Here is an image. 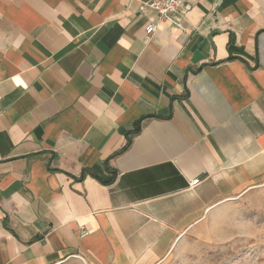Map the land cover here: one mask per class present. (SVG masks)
Wrapping results in <instances>:
<instances>
[{
    "label": "crops",
    "instance_id": "0c3cea01",
    "mask_svg": "<svg viewBox=\"0 0 264 264\" xmlns=\"http://www.w3.org/2000/svg\"><path fill=\"white\" fill-rule=\"evenodd\" d=\"M145 1L0 0V264H164L262 185L264 0Z\"/></svg>",
    "mask_w": 264,
    "mask_h": 264
},
{
    "label": "rangeland",
    "instance_id": "374dc122",
    "mask_svg": "<svg viewBox=\"0 0 264 264\" xmlns=\"http://www.w3.org/2000/svg\"><path fill=\"white\" fill-rule=\"evenodd\" d=\"M164 264H264V181L187 234Z\"/></svg>",
    "mask_w": 264,
    "mask_h": 264
},
{
    "label": "built area",
    "instance_id": "2783aa9c",
    "mask_svg": "<svg viewBox=\"0 0 264 264\" xmlns=\"http://www.w3.org/2000/svg\"><path fill=\"white\" fill-rule=\"evenodd\" d=\"M145 2V7L159 17V22H169L174 27L185 31L183 23L178 22L174 17L182 6V0H146ZM156 29L157 25L150 23L145 29V33H147L148 36L152 35ZM198 184L199 181L197 180L193 182L191 186H197Z\"/></svg>",
    "mask_w": 264,
    "mask_h": 264
},
{
    "label": "trees",
    "instance_id": "16d2710c",
    "mask_svg": "<svg viewBox=\"0 0 264 264\" xmlns=\"http://www.w3.org/2000/svg\"><path fill=\"white\" fill-rule=\"evenodd\" d=\"M140 131H141V126L138 125V128H137L136 132L134 133V135L137 134V133L140 132ZM128 142H129V143L123 148L122 151L128 149V148L131 146V143H132V142H131L130 140H128Z\"/></svg>",
    "mask_w": 264,
    "mask_h": 264
}]
</instances>
